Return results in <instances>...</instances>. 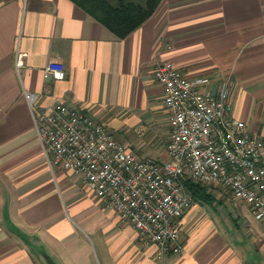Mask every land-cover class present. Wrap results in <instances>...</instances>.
Returning a JSON list of instances; mask_svg holds the SVG:
<instances>
[{"label": "crops", "instance_id": "obj_1", "mask_svg": "<svg viewBox=\"0 0 264 264\" xmlns=\"http://www.w3.org/2000/svg\"><path fill=\"white\" fill-rule=\"evenodd\" d=\"M52 60L66 79L44 77ZM164 62L214 93L230 86L234 116L264 137V0H163L125 38L72 0H0V264H264V226L221 187L204 186L210 199L186 211L184 253L159 257L77 175L49 165L28 93L166 160L169 113L155 78Z\"/></svg>", "mask_w": 264, "mask_h": 264}, {"label": "built area", "instance_id": "obj_2", "mask_svg": "<svg viewBox=\"0 0 264 264\" xmlns=\"http://www.w3.org/2000/svg\"><path fill=\"white\" fill-rule=\"evenodd\" d=\"M25 56L19 53V67ZM44 77L66 79L65 64L50 61ZM155 78L171 129L164 161L138 155L91 114L61 102L42 109L28 93L50 167L77 175L144 246L157 245L159 257L184 253L182 219L195 203L189 182L221 187L264 226V137L234 116L230 86L214 93L205 88L208 79L188 78L172 62L161 63Z\"/></svg>", "mask_w": 264, "mask_h": 264}, {"label": "trees", "instance_id": "obj_3", "mask_svg": "<svg viewBox=\"0 0 264 264\" xmlns=\"http://www.w3.org/2000/svg\"><path fill=\"white\" fill-rule=\"evenodd\" d=\"M119 38L139 29L158 9L163 0H72ZM188 190L197 199H210L207 188L189 182Z\"/></svg>", "mask_w": 264, "mask_h": 264}, {"label": "water", "instance_id": "obj_4", "mask_svg": "<svg viewBox=\"0 0 264 264\" xmlns=\"http://www.w3.org/2000/svg\"><path fill=\"white\" fill-rule=\"evenodd\" d=\"M49 264H57L53 259H49Z\"/></svg>", "mask_w": 264, "mask_h": 264}]
</instances>
